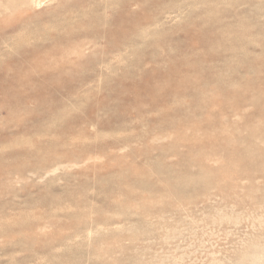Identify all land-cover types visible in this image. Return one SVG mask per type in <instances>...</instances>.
Instances as JSON below:
<instances>
[{
    "label": "rangeland",
    "instance_id": "rangeland-1",
    "mask_svg": "<svg viewBox=\"0 0 264 264\" xmlns=\"http://www.w3.org/2000/svg\"><path fill=\"white\" fill-rule=\"evenodd\" d=\"M0 264H264V0H0Z\"/></svg>",
    "mask_w": 264,
    "mask_h": 264
},
{
    "label": "bare ground",
    "instance_id": "bare-ground-1",
    "mask_svg": "<svg viewBox=\"0 0 264 264\" xmlns=\"http://www.w3.org/2000/svg\"><path fill=\"white\" fill-rule=\"evenodd\" d=\"M25 2V1H24ZM31 2V1H30ZM38 2V1H37ZM32 4H33V1L31 2ZM23 4V3H22ZM22 4H21V6H22ZM24 5V4H23Z\"/></svg>",
    "mask_w": 264,
    "mask_h": 264
}]
</instances>
